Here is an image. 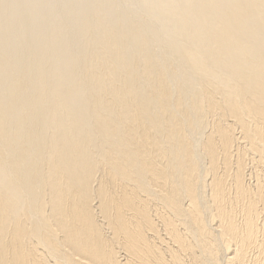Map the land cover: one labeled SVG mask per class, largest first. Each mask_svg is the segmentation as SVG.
<instances>
[{
    "label": "bare ground",
    "instance_id": "obj_1",
    "mask_svg": "<svg viewBox=\"0 0 264 264\" xmlns=\"http://www.w3.org/2000/svg\"><path fill=\"white\" fill-rule=\"evenodd\" d=\"M0 264H264V0H0Z\"/></svg>",
    "mask_w": 264,
    "mask_h": 264
}]
</instances>
